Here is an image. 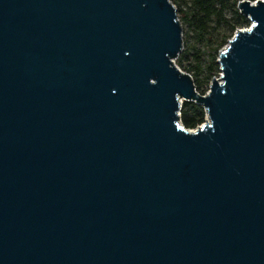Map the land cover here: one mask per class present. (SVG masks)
<instances>
[{"label":"water","instance_id":"water-1","mask_svg":"<svg viewBox=\"0 0 264 264\" xmlns=\"http://www.w3.org/2000/svg\"><path fill=\"white\" fill-rule=\"evenodd\" d=\"M237 7L200 95L170 0H0V264H264V0Z\"/></svg>","mask_w":264,"mask_h":264},{"label":"trees","instance_id":"trees-1","mask_svg":"<svg viewBox=\"0 0 264 264\" xmlns=\"http://www.w3.org/2000/svg\"><path fill=\"white\" fill-rule=\"evenodd\" d=\"M239 1L241 0H170L175 8L178 5H183L182 20H185L190 28L191 35L189 38H192V42L201 43L211 51L208 57L199 61L200 49L194 48L195 45L190 44L185 51L178 53L176 57L179 58L180 64H184L186 60L189 61L188 56L194 57L193 68L190 69L187 66L184 69L187 74L189 71L193 72L192 81L196 91L200 90V92L198 91L200 95H203L201 88L203 82L208 81L217 70L216 54L213 51L231 37L238 27L249 23V20L237 7ZM177 19L180 22L181 18L178 14ZM181 49H183V44ZM205 113L201 103L182 101L179 119L184 127L194 128L204 120Z\"/></svg>","mask_w":264,"mask_h":264},{"label":"rangeland","instance_id":"rangeland-1","mask_svg":"<svg viewBox=\"0 0 264 264\" xmlns=\"http://www.w3.org/2000/svg\"><path fill=\"white\" fill-rule=\"evenodd\" d=\"M176 11H177V14H178V16H179V18H181L180 19V25H181V27H182V44H183V49H181V51L179 52V54L180 53H182L183 51H185V49H187L189 46H190V44H193V45H195V47L194 48H199L200 49V52L201 53H198L199 55H200V57H199V61H203L206 57H208L209 56V54H211V51L210 50H208L206 47H204L201 43H198V44H195V42H192V38H189V36L191 35V31H190V28H189V26L187 25V23L185 22V20H182V16H183V12H184V7H183V5H178L177 6V8H176ZM247 18V17H246ZM248 19V18H247ZM249 25V23L248 24H245V25H243V26H241V27H238L237 29H241V28H244V27H247ZM236 29V30H237ZM235 30V31H236ZM235 31H234V33H235ZM233 33V34H234ZM233 36V35H232ZM231 36V37H232ZM231 37H229V38H227L226 39V41L222 44V45H220L219 47H217V49L215 50V51H213L215 54H216V58H215V60H216V63H217V70H216V72H215V74L208 80V81H204L203 82V84H202V94H206L207 92H208V90H209V86H210V83H211V80L213 79V78H219V76H220V74H221V71H220V69H219V63H218V61H217V59H218V53H219V51L220 50H222L223 48H224V46L227 44V42H228V40L231 38ZM188 59H189V61L188 60H186L185 61V63L183 64H180L179 63V58H175L174 59V63H175V65H177V67L182 71V72H186L187 73V71L184 69V67H189L190 69H191V67L193 68V63H194V57L191 55V56H188ZM189 62V63H188ZM191 64V65H190ZM193 72L192 71H189L188 72V74H190L192 77L191 78H193V74H192ZM199 92H200V90H198ZM197 91V92H198ZM198 92V93H199ZM183 101H185V100H183ZM205 118H206V113H205V116H204V120H205ZM203 120V121H204ZM202 121V122H203ZM201 122V123H202ZM201 123H199V124H201ZM198 124V125H199ZM195 128V127H194ZM194 128H192V129H194Z\"/></svg>","mask_w":264,"mask_h":264},{"label":"built area","instance_id":"built-area-1","mask_svg":"<svg viewBox=\"0 0 264 264\" xmlns=\"http://www.w3.org/2000/svg\"><path fill=\"white\" fill-rule=\"evenodd\" d=\"M182 101H183V99H180V107H181V103H182ZM177 114H178V116H180V108H179ZM206 118H207V115H206ZM206 118H205V119H206ZM204 121H205V120H204ZM204 121H203V122H204ZM203 122H202V123H203ZM202 123H201V124H202ZM201 124L197 125L195 128H197V127L200 126ZM195 128H194V129H195ZM189 129H190V130H194V129H192V128H189Z\"/></svg>","mask_w":264,"mask_h":264}]
</instances>
